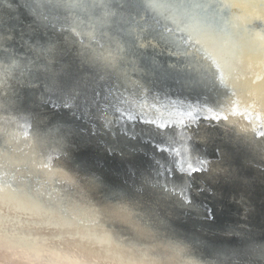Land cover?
Wrapping results in <instances>:
<instances>
[{"label":"bare ground","instance_id":"1","mask_svg":"<svg viewBox=\"0 0 264 264\" xmlns=\"http://www.w3.org/2000/svg\"><path fill=\"white\" fill-rule=\"evenodd\" d=\"M218 2L0 0V264H264V51Z\"/></svg>","mask_w":264,"mask_h":264},{"label":"water","instance_id":"2","mask_svg":"<svg viewBox=\"0 0 264 264\" xmlns=\"http://www.w3.org/2000/svg\"><path fill=\"white\" fill-rule=\"evenodd\" d=\"M218 1L222 0H213L214 3H219ZM225 2H229L231 9L238 14V10L241 9V14L239 15L243 22L250 25L253 30H250L248 32V29L244 26V23H240L235 21L234 23H230L228 20V16L222 12L221 14H215L216 21L212 20L211 18H207L203 16L202 12L204 9H201L198 6L192 5L189 9L191 13L196 15L201 21L202 25L204 22L209 24L212 28H216L218 30H221L222 38L221 40H224L226 43L230 54H233V56L237 55L239 59L242 61L241 57L244 58L245 61L250 62L251 64L256 65V63H260V58L262 57V51H264V47L261 48L262 43L264 41V23L262 21H253L254 23H248L245 17H242L243 14H247L248 16L250 14L257 15V11L254 9L256 7L263 8L264 9V0H225ZM264 19V15H263ZM255 33V35H254ZM239 34L241 37H246L248 34H251L249 36L250 42L253 37L256 36L255 42L258 45L256 48H254V51L252 52L249 48L248 43L238 40L236 38V35ZM260 48V52H259ZM262 49V50H261ZM245 53L246 55H244ZM264 53V52H263ZM253 108L256 110L258 116L263 115L264 111V103L259 99L258 97L255 99V106ZM255 116V115H254ZM256 117V116H255ZM257 119V117L255 118Z\"/></svg>","mask_w":264,"mask_h":264}]
</instances>
